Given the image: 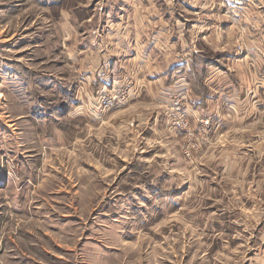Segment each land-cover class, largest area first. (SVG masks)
<instances>
[{
	"label": "rangeland",
	"instance_id": "374dc122",
	"mask_svg": "<svg viewBox=\"0 0 264 264\" xmlns=\"http://www.w3.org/2000/svg\"><path fill=\"white\" fill-rule=\"evenodd\" d=\"M0 264H264V0H0Z\"/></svg>",
	"mask_w": 264,
	"mask_h": 264
}]
</instances>
